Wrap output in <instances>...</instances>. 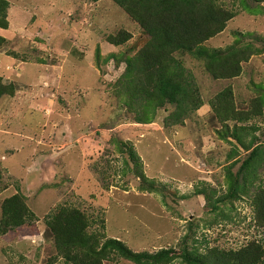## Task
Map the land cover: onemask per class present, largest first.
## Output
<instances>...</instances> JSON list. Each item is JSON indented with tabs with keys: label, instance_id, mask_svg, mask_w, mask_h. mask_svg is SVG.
Instances as JSON below:
<instances>
[{
	"label": "rangeland",
	"instance_id": "374dc122",
	"mask_svg": "<svg viewBox=\"0 0 264 264\" xmlns=\"http://www.w3.org/2000/svg\"><path fill=\"white\" fill-rule=\"evenodd\" d=\"M220 3L234 16L203 45L224 48L239 37L259 51L230 79H214L192 56H177L193 74L202 105L179 110L165 104L143 124L124 105L122 73L125 57L147 35L124 9L112 0H9L8 27L0 28L6 39L0 48V203L19 190L36 219L0 233V264H67L54 258L46 228L61 208H79L88 233L118 238L137 252L187 247L203 253L252 240L264 245V228L246 195L233 209L225 203L212 210L211 199L226 191V169L235 163V172L247 153L242 145L262 143L264 155V115L239 123L245 125L237 132L240 142L229 132L218 137L221 123L211 107L225 87L238 111L260 94L264 0H246V7L241 0ZM119 31L127 41H107ZM227 124L233 128L235 121ZM114 139L132 144L139 169L164 188L143 190L134 175L123 176L126 154ZM259 160L247 173L264 186ZM105 264L136 263L115 256ZM167 264L182 263L176 257Z\"/></svg>",
	"mask_w": 264,
	"mask_h": 264
},
{
	"label": "trees",
	"instance_id": "16d2710c",
	"mask_svg": "<svg viewBox=\"0 0 264 264\" xmlns=\"http://www.w3.org/2000/svg\"><path fill=\"white\" fill-rule=\"evenodd\" d=\"M97 1V0H91ZM139 24L147 35L144 43L133 56H126L122 73L123 87L126 97L124 105L136 112V122L149 123L165 104H173L180 109L202 105L195 96L197 84L193 74L184 66L180 56L190 55L200 61L205 71L214 79H230L240 74L241 63L247 61L258 48L251 43H240V38L224 48H207L203 42L221 32L226 22L234 13L223 6L220 0H112ZM260 1V0H255ZM246 0L241 4L246 7ZM9 0H0V28L8 27L7 15ZM247 8H249L247 4ZM128 39L124 31L117 32L107 38L111 44H122ZM6 43L0 35V48ZM178 56V57H177ZM151 87V90L149 89ZM260 94L251 101L246 111L234 109L233 95L229 87H225L215 96L211 107L221 128L216 132L224 138L229 132L240 142L238 133L245 127L244 121L257 115H264V85L257 86ZM164 108V107H163ZM174 116L170 113L167 118ZM178 117L176 120H178ZM227 120L235 121L229 128ZM225 128V129H224ZM121 153L126 154L122 175H134L141 182V189L157 191L164 188L158 181L148 178L139 169L141 161L134 146L122 139H114ZM247 153L235 172L233 165L226 169L224 194L211 199L212 210H221L228 203L233 209V202L242 195L249 198L255 223L264 228V186L255 185L259 178L249 179L247 171L259 162L262 143L253 145L244 143ZM125 148V150H124ZM262 165V164H261ZM254 187L250 190L251 186ZM19 189V188H18ZM16 188V190H18ZM36 219L34 212L28 207L19 190L6 196L0 203V233L30 223ZM84 214L77 208L59 209L51 222L46 225L48 236L54 248V258L60 257L67 264H105L115 256L136 264H167L179 257L182 264H263L264 245L257 241H248L238 249L209 247L200 253L183 248L176 253L173 248H161L154 253L133 251L122 240L106 237L101 234L88 233Z\"/></svg>",
	"mask_w": 264,
	"mask_h": 264
},
{
	"label": "crops",
	"instance_id": "0c3cea01",
	"mask_svg": "<svg viewBox=\"0 0 264 264\" xmlns=\"http://www.w3.org/2000/svg\"><path fill=\"white\" fill-rule=\"evenodd\" d=\"M77 209H79V208H77ZM80 210V209H79ZM85 220H86V217H85ZM86 229H87V226H86Z\"/></svg>",
	"mask_w": 264,
	"mask_h": 264
}]
</instances>
